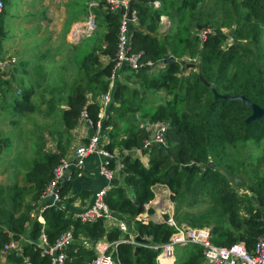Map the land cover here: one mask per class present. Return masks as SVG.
<instances>
[{
  "label": "trees",
  "instance_id": "16d2710c",
  "mask_svg": "<svg viewBox=\"0 0 264 264\" xmlns=\"http://www.w3.org/2000/svg\"><path fill=\"white\" fill-rule=\"evenodd\" d=\"M98 1L90 10L94 13L97 27L102 29L96 32L91 42L85 44L83 41V48L89 50L80 66L87 82L100 84L105 93L108 89L107 77L114 65L121 10L110 11L105 9L108 6L106 0ZM152 1L133 2L138 28L130 26L131 50L141 53L142 62H158L169 56L175 59L165 63L163 71L156 74H150L145 67L136 71L126 67L136 87L115 84L112 90L111 101L106 109L107 116L102 120V133L107 137L105 148L111 152L117 148L120 152L123 178L122 184L116 178L111 180L112 185L105 200L114 215H120L129 224V232L141 238L149 237L148 244H160L168 240L173 229L165 222H145L140 219L134 202L143 207L150 202L155 196L152 189L155 184L167 185L174 195H181L184 190L193 187L202 189L211 185L216 191V200L222 207L225 220L204 217L199 225H210L212 241L217 245L229 246L241 240L251 250L256 238L264 234V173L253 175L250 180L248 178L246 188L241 189L244 192L238 194L236 188L221 174L222 169L232 173L236 171L229 165L220 169L214 161L224 155L228 144L261 142L264 139V119L246 124L244 120L251 113L250 108L238 100L215 99L213 89L221 94H244L264 107V78L261 75L264 72V57L259 50L264 25V0L239 2L249 20L238 21L231 35L240 42L228 44L225 49L222 48L227 37L224 33L208 32L202 43L198 35H191V30H187L184 36L174 35L171 27L160 33V17L165 12L162 6L154 9L150 5ZM201 1L180 0L177 7L181 11L189 9L195 13ZM2 12L0 30L1 17L4 15ZM197 27L200 25L197 24ZM179 44L198 46V61L191 63L197 72L185 75L187 62L182 60L184 54L178 55L175 49ZM100 57H107L109 61L103 64ZM199 74L210 83L209 87L203 84ZM1 75L0 71V81ZM158 91H164L165 94L157 100L155 96ZM29 97L30 91H26L24 97L22 95L20 100H15L16 112L32 110ZM66 98L67 108L61 111L60 126L52 132L56 135L54 148H46L43 133L39 132L35 136L33 155L30 164L27 161L22 185H0V257L3 245L11 238L18 239L25 234L33 241L31 244L22 242L21 255L9 252L8 257L14 259L12 264H49V257L42 255L34 244L42 226L50 243L65 230L72 229L74 241L65 250V264H89L94 258V249L83 246L80 238H87L94 244L102 238L114 241L121 236L117 227L111 226L108 229L103 219L81 222L60 205L45 208L41 212L44 224L35 219L31 221L30 232H26L25 224L30 221L29 212L34 207L31 202L35 205L39 201L41 192L52 177L53 167L66 155L73 137L71 130L78 123L80 110L85 107L88 116L94 122L97 120L98 105L87 101L84 90L76 88ZM148 101L150 104L146 106L143 121H165L168 129L165 135L166 146H152L143 150V154L148 156V163L144 165L132 150L142 148L143 140L150 133L140 126L142 122L133 120L131 113L142 110ZM48 104L49 111L55 108L52 101ZM124 105L128 108H124ZM124 115L128 121H124L120 127L114 120L119 121ZM121 132L124 134L120 136ZM8 143L6 138L0 137V154ZM211 157L214 159L213 166L208 161ZM256 162L264 163V155L257 156ZM187 164L190 165L188 169L185 168ZM200 167L203 169L200 170ZM74 170L77 169H72V174ZM240 173L245 176V171ZM66 180L60 190L61 197L69 192L71 186ZM147 211L152 213L153 209L148 208ZM148 244L141 245L135 254L133 243L120 242L113 257L119 264H156L158 251ZM189 244L186 258L177 264L201 263V247Z\"/></svg>",
  "mask_w": 264,
  "mask_h": 264
},
{
  "label": "rangeland",
  "instance_id": "374dc122",
  "mask_svg": "<svg viewBox=\"0 0 264 264\" xmlns=\"http://www.w3.org/2000/svg\"><path fill=\"white\" fill-rule=\"evenodd\" d=\"M154 1L159 2L158 7L154 6ZM179 1L180 0H153L150 4L154 9L160 8L162 6L165 12V15L163 16L167 15L168 18L170 17L172 20L171 31L174 35L178 34L179 36H184V33L187 30H191V35H198L197 37L202 43L203 30H208L212 34L224 33L227 36L222 43V48L224 49L228 46V44L234 43L236 41L240 42L231 34L233 33V30L236 29L238 21L243 22L249 20V18L245 17V10L239 5V2L241 0H202L195 10V13L197 12V16L194 12L190 15V12L193 10H179L177 7ZM98 2V0H87V15L85 20L86 23L84 24L87 26V28L84 29L86 31H84V33L79 32L76 35V38H71V41L69 42V52L64 55L63 58H60L58 61H56L58 63H56L54 67L47 66L50 71H47L46 68V73L44 72L42 74L40 72L39 80H41L42 77H45L46 74L47 76L49 75V85H47V88L50 89L47 90V88L45 87L42 89V92H39L38 96L36 97L35 110L33 112L23 113L19 116L17 115L15 119V128L18 131V135L15 154L13 155V157L11 154H8L9 152H13L15 149V146L12 142L9 146L2 148L0 159L2 157V153H4L3 150H5V153H7V155L6 158L3 159V161H0V171H9L10 176H13L14 174L16 178H18L20 174L22 178L25 173L24 171L28 166L27 161L30 164L29 160L33 155V143L35 141V136L39 132L43 133V137L46 141V146L48 144L49 147L54 148L56 135L52 134V132L60 126L61 111L67 107V103L65 102V100L67 99L66 97L76 88L84 90L85 93L89 91L88 89H90L91 96H88V100H90L91 102H96L97 104L100 102L101 96L104 93L102 90L103 86H101L100 84L94 85L88 83L80 66V62L85 56L83 50H89L87 47L83 48V41L85 42V44H87L86 42H91L93 38H95L96 32H100V30L102 29L101 27H97L96 20L94 19V13L90 10L91 6H94L95 3L98 4ZM3 3L4 9L2 13H5V17H1V21L7 35L6 39H9L11 33L13 34L15 31V13L16 11H20L22 7L19 8L16 0H4ZM173 12H176L175 15L173 14ZM197 24L200 25V27H197ZM76 27L80 26H75L73 30H76ZM82 27L83 26H81L80 28ZM184 27H189V29H184ZM161 32L164 33L165 30ZM78 46H80L81 49ZM259 48L262 56L264 57V25L262 26V39ZM175 49L178 55L184 54L182 55V59L188 64H191L193 62L196 63L198 61V58L196 56L198 46L196 44H193L189 47L184 46V44H179L175 47ZM71 52L72 54L70 55ZM191 54H193V57H191ZM37 57L38 56L36 54L32 56V61L36 60ZM3 60L6 61V67L4 68L6 73L14 72L16 70L18 71L19 69L23 68V65H21L17 56H8L7 58H3ZM161 71H163V69H159V71L154 70V73L156 74ZM193 71L197 72L196 68L193 66H189L186 68L184 73L186 75ZM7 78L10 79L11 77L8 75ZM51 85H54V87H49ZM164 94V91H158L155 97L158 100V97L164 96ZM49 101H52L55 106V108L50 111L47 107L49 105ZM3 103L4 105L2 107L8 106L6 105L5 101H3ZM3 103L0 99V105H2ZM149 104L150 101H148L146 105H143L142 110H134L133 114L131 113L132 117H134L133 120L144 123L143 117L146 116L145 110L146 106ZM124 108L127 109L128 107L124 105ZM9 110V107L7 111L4 110V113L7 114V117L3 118L10 121L11 123H14L13 118L15 117V115L13 114V116L11 117V115L9 114ZM114 113L116 114L117 112L114 111ZM119 114L120 113H117V115ZM112 118H114V116ZM124 121H128L126 115H124L123 118L119 121H117L116 119L114 120V122L120 127H122V123ZM5 124L6 123H3V120H0V134L3 133L5 136L9 137V134L11 133L13 128H10L8 134V131L5 128ZM7 128L9 127L7 126ZM107 128L108 130H110L109 127ZM123 134L124 133L121 132L120 136ZM64 138L65 136H63V141H65ZM11 139L13 140L14 138L11 137ZM72 139H74V137H72ZM104 139L107 140V137ZM260 155H264V139L259 143L246 141L228 144L226 146L224 155L216 158L215 161L211 157L208 159V161H214L218 164L220 169L225 165H229L233 168L234 171H236V174H241L240 172L245 171V176L247 177V179H245L248 184V178L250 180L253 175L264 173V163L258 164L256 162V157ZM143 158H145L146 160L142 161L143 164L147 165L148 156L146 155V157ZM110 168L114 169V163ZM201 169H203V167H200V170ZM0 182H8L9 185L18 186L22 185L23 183L22 180L20 182L19 179L14 180L10 177L5 179L3 176L0 177ZM1 183L0 185H2ZM155 185L156 186H153V188H155V192L158 193V195L161 193L159 189L165 190V193L163 195L164 200L159 199L155 207L157 208V206L160 207L162 205H168L170 212L173 214V217L177 222L184 223L189 226H200L199 221L204 217H211V220H225L222 207L216 200V191L211 185H208L207 187L202 189L199 187H193L189 190H184L181 195H174V193L171 192V189H169L165 184ZM236 192L238 194H242L244 191H242L241 189H236ZM163 217L165 216L163 215ZM206 227L210 228V225ZM189 249L190 244L176 245V259L174 264H177L178 262L184 260Z\"/></svg>",
  "mask_w": 264,
  "mask_h": 264
},
{
  "label": "built area",
  "instance_id": "2783aa9c",
  "mask_svg": "<svg viewBox=\"0 0 264 264\" xmlns=\"http://www.w3.org/2000/svg\"><path fill=\"white\" fill-rule=\"evenodd\" d=\"M106 2L108 6L105 9H109L110 11L121 10L114 65L110 75L107 77L108 89L105 93H103L100 102L97 104L98 113L97 120L95 122L88 116V112L85 107H83L79 112L78 123L86 122L92 128V133L84 142L72 139L66 155L61 157L58 163L53 167L52 177L44 187L39 198L37 210H39L38 214L40 215L38 216V219L41 224H44L41 212L47 207L60 204L62 199L60 190L64 180L67 176H69V172L72 169H81L85 160L90 155L94 154L103 157L104 160L101 162V166L99 168L100 174L103 175L109 182L114 178V170L110 167L115 154L114 151L111 152L105 148L106 142L104 139V133H102V120L107 116L106 109L111 101V93L115 86L118 69L122 66H127L131 70L135 71L143 67L147 70L153 67L163 69L165 65L163 60H159L158 62L150 60L142 62L140 60L141 53L132 52L130 46V26L131 24L137 22V17L133 11L132 18H127L129 0H106ZM153 4L155 7H158L159 2L154 1ZM3 9L4 3L0 0V13ZM86 28V25H83L82 28L76 27V30H73L71 33L72 38H76V35L79 32L84 33V31H86L84 29ZM208 32V30L202 31L203 40L206 38V34ZM5 66L6 61L0 59V68L2 69ZM140 126L144 127L150 134L143 140L142 148L132 150L134 156L138 157L143 154L144 149H148L152 146L167 145L165 137L168 129L167 122L159 120L152 122L145 121L144 123H141ZM191 164H195V162H192ZM109 188L110 185L98 189L93 194L91 204L73 216L81 222H94L96 220L103 219L105 224L117 227L121 231V236L118 240L107 241L102 238L97 240L94 244H90V248L95 251V256L89 264H119L115 261L113 253L116 252V246L120 242H129L139 246L147 245L136 242L135 236L137 234L129 232V224H127L125 220H119L115 217L105 200V196ZM151 202L154 206L158 203V201H156V197H154L150 202L145 204V207ZM156 212L161 215V218L154 221L165 222L173 229L167 241L160 244H148L149 247L158 251L156 255L157 264H174L176 259L175 246L186 245L189 243L196 244L201 247L203 257L200 264H264V234L256 238L254 246L251 250H249L246 247L245 242L241 240L236 241L229 246H221L212 241L210 228L206 226H189L187 224L177 222L173 217V214L170 212L168 205H162L160 207L157 206ZM163 215H166V217H163ZM138 216L145 222L151 220L142 214H139ZM144 238L149 240V237L147 236ZM73 241L74 236L72 229L70 228L62 232L53 243H50L44 231V227L42 226L34 244L36 248L40 249V253L42 255H47L49 257V264H65V250L73 243ZM22 242L31 244L33 241L29 240V238L26 239L23 236H20L18 239L11 238L3 245L1 253L16 252L17 254H20L22 251Z\"/></svg>",
  "mask_w": 264,
  "mask_h": 264
},
{
  "label": "crops",
  "instance_id": "0c3cea01",
  "mask_svg": "<svg viewBox=\"0 0 264 264\" xmlns=\"http://www.w3.org/2000/svg\"><path fill=\"white\" fill-rule=\"evenodd\" d=\"M18 3L20 11H16V23H15V31L9 39L5 33L3 25L1 26L2 34L0 35V59L7 58L8 56H17L23 68L19 69L18 71L6 73L5 67L0 71L2 72L1 81H0V99L3 103L5 101L7 107H2L0 105V120H3L5 124V128L8 131L10 128H13L11 133L8 136H5L1 133V137H6L8 140V144L12 142L15 146L13 152H9L12 157L15 154L16 150V143H17V135L18 131L15 128V119L17 115H22L23 113H18L15 111V100H20L21 96L26 91H30V103L32 105V110L25 112L31 113L35 110V101L36 97L38 96L39 92H42L43 88H47L49 85V75L42 77L39 80L40 72L43 74L47 71H50L47 66L54 67L56 65V61L60 58H63L70 50V41L72 38V31L75 26H83L86 23V5L87 0H16ZM135 12V11H134ZM176 12H173L175 15ZM193 12H190L192 14ZM197 16V12L195 13ZM5 17V13L3 15ZM160 27L159 32L166 31L170 27L172 28L171 18L166 16L160 17ZM133 23V22H132ZM131 27L134 29L138 28V22L131 24ZM81 46V43H80ZM78 46V47H80ZM81 49V47H80ZM84 54L87 53V50H83ZM37 55L38 57L36 60L32 61V56ZM72 52L70 53V55ZM31 56V57H30ZM103 64H106L109 61L107 57H100ZM183 60V59H182ZM188 64V63H187ZM127 66H122L118 69L117 77L115 79V84H127L131 88L136 87V85L132 82L133 78H129V72L126 69ZM160 68L153 67L148 71L150 74L154 72V70L159 71ZM9 75L11 78L8 79L7 76ZM11 82V83H10ZM51 88L54 85L49 86ZM50 88H47V90ZM86 94V99L88 102V96H91V91L88 89ZM144 94V91H142ZM163 97V96H162ZM163 100V99H162ZM66 102V100H65ZM159 103L156 102L155 104ZM8 107L10 108L9 114L11 117L13 114L15 115L14 123L4 119L3 117H7V114L4 113V110L7 111ZM67 108V107H66ZM112 114V111H111ZM10 119V117H9ZM12 120V119H11ZM7 126L9 128H7ZM5 132V131H4ZM92 133V128L86 122H79L73 129H72V136L74 139L79 140L80 142H84L87 140L88 136ZM11 137L14 139L12 140ZM106 138V136H105ZM73 139V140H74ZM107 142V140H105ZM8 145V146H9ZM46 148H53L49 147L48 144ZM2 157L0 161H3L6 158L7 153L3 150ZM133 152V151H132ZM115 157L113 160L114 163V178L119 180V183L122 184V169H121V159H120V152L116 148L114 151ZM141 161H146L145 158L146 154H141L138 156ZM104 160L103 157L98 155H90L86 160L81 169H77L72 172H69V176H67V180L70 182V189L69 192L62 196L60 206H62L69 214L74 216L75 214L79 213L83 209L87 208L93 198V194L100 188L112 185V181H107L103 175L100 174L99 168L101 166V162ZM146 165V164H144ZM112 166V164H111ZM18 175V174H17ZM3 176L5 179H19L20 182L22 180L20 174L19 177L16 178L15 175L10 176L9 171L1 170L0 177ZM23 177V176H22ZM64 180V182H65ZM63 182V183H64ZM1 183V182H0ZM1 186H9L8 182L1 183ZM156 186V185H154ZM154 190L155 196L158 201L159 199L164 200L163 195L165 190H161V193L155 192V188L152 187ZM158 189V187H157ZM34 206L30 210V221L26 222V232L29 233L31 229V221L38 219L40 214L39 210H37L39 201L35 203L31 202ZM148 208H152L153 212L148 213ZM143 216L148 217L151 220H159L161 215L156 212V207L151 202L146 207H144V212L142 213ZM116 218L122 220L123 217L120 215H115ZM42 219V217H41ZM124 220V219H123ZM154 221V222H155ZM105 226L109 229L111 226L105 224ZM23 236V235H22ZM24 238L28 239L27 235L24 234ZM105 239V238H103ZM80 242L86 248H90L91 241L87 238H80ZM136 246V245H135ZM134 246V249H135ZM138 252V251H137ZM134 250V253H137ZM10 253H1L0 257V264H12L13 260L11 257H8ZM22 254V251L19 255ZM6 255V256H5Z\"/></svg>",
  "mask_w": 264,
  "mask_h": 264
},
{
  "label": "water",
  "instance_id": "95a60500",
  "mask_svg": "<svg viewBox=\"0 0 264 264\" xmlns=\"http://www.w3.org/2000/svg\"><path fill=\"white\" fill-rule=\"evenodd\" d=\"M133 2L134 0H129L128 4V10H127V18L131 19L132 18V13H133ZM175 59L174 56H169L168 58L163 59L164 63H167L169 60ZM193 66V64H187V67ZM262 77L264 78V72H261ZM200 80L203 82V84L207 87L210 86V83H208L202 75L199 74ZM213 96L215 99L221 98V99H226V100H238L244 103L246 106H248L251 110V113L245 118L244 122L246 124H249L250 122L259 120V119H264V107L256 104L249 98H247L244 94L240 95H229V94H221L217 92L216 90L213 89ZM190 165H185V168L188 169ZM210 166H213V163L210 162ZM221 174L226 178V180L231 184L233 188L236 189H243L246 188L247 186V181L245 177L242 174H236L232 173L228 170H221ZM135 207L137 208V215L142 214L144 212V207L137 202H134ZM135 241L138 242L139 244H148L149 241L145 238H141L138 235L135 236ZM140 246L136 245L135 246V251L137 252L139 250ZM6 256V255H5Z\"/></svg>",
  "mask_w": 264,
  "mask_h": 264
},
{
  "label": "clouds",
  "instance_id": "9594fccd",
  "mask_svg": "<svg viewBox=\"0 0 264 264\" xmlns=\"http://www.w3.org/2000/svg\"><path fill=\"white\" fill-rule=\"evenodd\" d=\"M145 207V206H144Z\"/></svg>",
  "mask_w": 264,
  "mask_h": 264
}]
</instances>
